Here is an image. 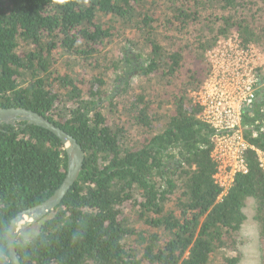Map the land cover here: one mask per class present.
I'll return each mask as SVG.
<instances>
[{
  "label": "trees",
  "instance_id": "16d2710c",
  "mask_svg": "<svg viewBox=\"0 0 264 264\" xmlns=\"http://www.w3.org/2000/svg\"><path fill=\"white\" fill-rule=\"evenodd\" d=\"M231 32L264 46V0H0V107L36 112L84 153L62 202L16 238L20 264H238L249 199L264 264L258 156L219 198L214 132L191 98ZM22 125H0V264L10 221L66 173L59 139ZM242 126L264 152V97Z\"/></svg>",
  "mask_w": 264,
  "mask_h": 264
},
{
  "label": "built area",
  "instance_id": "2783aa9c",
  "mask_svg": "<svg viewBox=\"0 0 264 264\" xmlns=\"http://www.w3.org/2000/svg\"><path fill=\"white\" fill-rule=\"evenodd\" d=\"M205 61L208 75L191 98L199 109L198 118L214 132L212 179L222 190V198L235 177L248 172L247 151L256 152L264 171V152L247 143L242 126L244 111L264 97V46L244 43L237 32H231L216 40Z\"/></svg>",
  "mask_w": 264,
  "mask_h": 264
},
{
  "label": "water",
  "instance_id": "95a60500",
  "mask_svg": "<svg viewBox=\"0 0 264 264\" xmlns=\"http://www.w3.org/2000/svg\"><path fill=\"white\" fill-rule=\"evenodd\" d=\"M23 123L22 127L32 125L52 133L59 139L66 154V173L59 187L45 201L18 213L9 223L5 234L6 249L10 264H20L16 250L15 240L28 227L39 222L43 217L62 202L66 194L76 183L83 169L84 153L77 141L64 130L49 122L43 116L24 108H1L0 125L16 126Z\"/></svg>",
  "mask_w": 264,
  "mask_h": 264
},
{
  "label": "rangeland",
  "instance_id": "374dc122",
  "mask_svg": "<svg viewBox=\"0 0 264 264\" xmlns=\"http://www.w3.org/2000/svg\"><path fill=\"white\" fill-rule=\"evenodd\" d=\"M247 220L242 225L239 237L244 241L239 246L240 260L238 264H260L258 249V234L256 223L253 220V200L246 202L244 209Z\"/></svg>",
  "mask_w": 264,
  "mask_h": 264
}]
</instances>
